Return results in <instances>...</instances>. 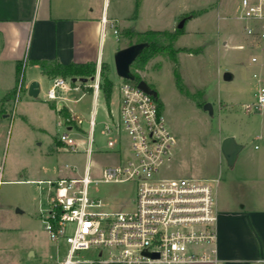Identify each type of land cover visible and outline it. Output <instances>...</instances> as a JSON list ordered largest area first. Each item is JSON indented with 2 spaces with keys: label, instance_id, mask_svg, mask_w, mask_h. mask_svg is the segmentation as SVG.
Listing matches in <instances>:
<instances>
[{
  "label": "rangeland",
  "instance_id": "obj_1",
  "mask_svg": "<svg viewBox=\"0 0 264 264\" xmlns=\"http://www.w3.org/2000/svg\"><path fill=\"white\" fill-rule=\"evenodd\" d=\"M239 4L240 0H160L157 4L156 17L157 20L162 19L163 25L167 28L171 26L170 13L182 8L189 10L204 6L202 9H212L207 15L194 18L186 24V29L194 32L181 36L175 42L179 49L177 63L167 54L157 53L148 59L143 68L135 69L143 80L159 93L164 102L166 123L177 137L172 160L164 166L163 176L219 179L218 184L213 182L216 201L220 195V186L230 187L241 194V184L238 181H244L247 174L252 176L248 180L249 186L256 188L264 186V180H257L264 177L261 169L258 168L257 173L251 175L241 162V158L235 165H230L221 151L222 139L230 135L235 136L237 142L244 144L246 149L254 144L261 146L264 143L257 137L256 131V125L260 124L262 115L255 108L251 112L245 110V104H255L259 88L264 85V39L244 34L241 21L236 18ZM219 8L230 14L235 13L228 22L227 36L219 31L221 29L217 33L216 19ZM206 19L209 20L210 26L203 31L201 29ZM121 32L119 37L113 30L108 33L106 59L112 64V71L111 75L109 70H106L105 74H109L113 84L110 99H107L102 88L96 116L98 124L94 133L93 153L89 159L84 150L78 152L62 150L56 156V173L59 172L63 176H83L86 165L89 164L90 177L102 179V170L105 167L123 162L130 155L128 147L130 138L127 132L122 133L123 144L119 146L121 152L119 157L110 151L108 137L103 133L104 124L101 123L109 112L114 117L118 114V86L122 78L116 73L114 55L118 49L128 46L129 42H137L136 36L122 37ZM253 57L257 60L253 61ZM174 67L180 71L184 91H180L176 85ZM226 72L232 74V79H224ZM101 80L102 87L106 79ZM93 82L91 79L86 82L78 80L76 84L83 87L64 94L76 99L87 86H92ZM91 95L89 91L79 100L65 102L81 115L83 122L79 128L86 130L90 127V116L85 113L92 108ZM206 102L212 103L213 114L204 109ZM64 121V115L56 116V129L59 133L67 130ZM78 130L73 127L70 134L86 144L87 137L78 134ZM234 185H237L236 188ZM88 190L91 197L102 199L112 209H131L136 204L137 183L133 180L91 182ZM224 197L227 198V195ZM18 208H13V212ZM13 215L18 220L13 222L15 226L6 222L9 228L2 227L3 230L0 232V264L63 262L69 245L64 240L60 242L52 240L42 218L32 220L24 214ZM78 257L91 261L96 258V250L80 251Z\"/></svg>",
  "mask_w": 264,
  "mask_h": 264
},
{
  "label": "crops",
  "instance_id": "obj_2",
  "mask_svg": "<svg viewBox=\"0 0 264 264\" xmlns=\"http://www.w3.org/2000/svg\"><path fill=\"white\" fill-rule=\"evenodd\" d=\"M159 1L0 0V99L20 82L22 84L21 95L6 104L8 114L0 117V155L3 159L4 180L0 187V232L2 227L9 228L6 222L15 226L13 222L17 217L13 213L24 214L32 220L42 218L48 208L45 206L48 205V193L47 186L38 181L67 177L56 173V156L64 150L59 141L60 133L56 129V116L63 115V112L56 107V100L47 97L49 88L58 76L46 74L37 61L60 64L96 63L93 81L99 83V89L87 86L76 99H71L64 93L79 88L64 89L61 95L67 99L58 101L69 114L81 117L65 102L79 100L87 92H91L92 108L85 114L90 116L89 121L92 116L95 118L94 130L90 127L89 130L79 128L81 123L66 125V131L70 133L73 127L78 128V134L87 137V143L94 150V133L98 124L96 116L103 88L102 64L108 63L112 71V64L106 59L109 31L116 33L115 30H118V37L123 29L131 27L137 31H173L179 19L188 15L185 32L179 39L194 32L186 29L188 21L207 15L212 9L205 10L202 9L203 6L200 9L182 8L170 13L171 26L167 28L163 25L164 21L157 20L156 17ZM233 16L235 13L218 9L217 33L222 31L227 36L228 22ZM209 26V20L206 19L201 30L204 31ZM20 62L23 67L22 81L19 82L16 69ZM34 80L40 84L37 97L28 94V86ZM259 113L262 120L256 125L257 137L264 142V112ZM112 117L109 112L101 123L105 126ZM242 145L235 163L241 158L251 175L257 173L258 168L264 174V143L261 146L254 144L248 149ZM110 151L119 157L121 155L120 150L110 148ZM249 177L252 176L247 174L244 181H238L241 184V194L230 187L220 186V195L216 201L218 261L192 264H264V186H249ZM259 179L262 181L264 177L257 178ZM236 186L234 185L235 188ZM245 193L247 195L244 196ZM225 194L227 198L224 197ZM15 207L19 208L13 212Z\"/></svg>",
  "mask_w": 264,
  "mask_h": 264
},
{
  "label": "built area",
  "instance_id": "obj_3",
  "mask_svg": "<svg viewBox=\"0 0 264 264\" xmlns=\"http://www.w3.org/2000/svg\"><path fill=\"white\" fill-rule=\"evenodd\" d=\"M236 17L246 36L264 39V0H240ZM118 33V30H115ZM253 61L257 58L253 57ZM74 85V86H72ZM80 88L72 77L58 76L47 92L50 100L62 110L60 99L64 89ZM94 90L99 83L93 82ZM118 114L105 123L108 147L119 150L122 133L127 132L130 155L122 162L102 170V179H92L90 166L83 176L56 177L39 180L47 186L48 208L42 217L50 238L68 245L61 264H192L217 262L218 210L213 182L219 179L166 177L162 171L173 157L177 137L168 127L164 109L156 97L125 79L119 83ZM22 93L18 84L16 99ZM264 112V85L259 88L254 105ZM65 125H77L82 117L64 116ZM90 128L96 125L90 118ZM62 148L84 150L90 159V143L75 139L68 131L59 134ZM74 169V167H73ZM3 159L0 155V187L3 184ZM137 183L136 204L131 209L109 208L100 198L89 195L91 182ZM96 250L91 261L79 258L80 251ZM101 253V254H100Z\"/></svg>",
  "mask_w": 264,
  "mask_h": 264
},
{
  "label": "trees",
  "instance_id": "obj_4",
  "mask_svg": "<svg viewBox=\"0 0 264 264\" xmlns=\"http://www.w3.org/2000/svg\"><path fill=\"white\" fill-rule=\"evenodd\" d=\"M181 18H188V15H184ZM185 32V26L183 28H176L173 31L169 30H146V31H137L131 28L123 29L121 32L122 37H137V42H145L146 46L135 59L131 65L132 73L134 74V79H125L135 85H137L143 78L135 69H140L144 67V64L148 61L150 57L157 53L167 54L175 63H177V53L179 49L176 47L175 42L178 37ZM133 42H129L128 45H131ZM38 64L42 67L43 71L49 75L56 76H70V77H92L96 73V63L95 62H72L69 64H60L52 63L49 61H37ZM22 63L17 65V77L18 81H22ZM106 70L111 71V67L108 63L102 64L101 76L106 79L103 84V90L107 96V99H110L112 81L109 78V74H105ZM174 75L176 78V85L180 91H184V87L181 84V75L177 67H174ZM152 88V87H151ZM18 86L6 93L2 99H0V117L8 114L6 104L16 97ZM153 89V88H152ZM155 90V89H154ZM157 101L159 102L160 108L164 109L163 102L159 96V93L155 90L153 94ZM64 116H68L69 112L62 108ZM92 264H118V263H101L99 261H94Z\"/></svg>",
  "mask_w": 264,
  "mask_h": 264
},
{
  "label": "water",
  "instance_id": "obj_5",
  "mask_svg": "<svg viewBox=\"0 0 264 264\" xmlns=\"http://www.w3.org/2000/svg\"><path fill=\"white\" fill-rule=\"evenodd\" d=\"M186 18H182L178 23V28H183L185 26ZM134 30V29H133ZM146 46L145 42H136L131 45H128L124 48L118 49L114 55V62L116 73L122 79H134V74L131 70V65L141 53V51ZM232 74L230 72H226L224 74L225 80L232 79ZM91 80H94V76L90 77ZM78 80L82 82H86L88 80L87 77H72L73 82H77ZM39 82L34 80L28 86V94L33 97H37L39 93ZM138 87L143 89L144 91L154 94L155 90L151 88V86L145 81L141 80L138 83ZM204 109L208 110L210 114H213V106L212 103L206 102L204 104ZM243 145L238 143L236 138L232 135L226 136L221 141V151L226 157L228 163L233 165L237 159L238 154L240 153ZM101 254V253H100Z\"/></svg>",
  "mask_w": 264,
  "mask_h": 264
}]
</instances>
